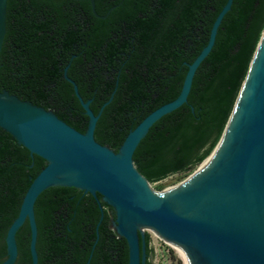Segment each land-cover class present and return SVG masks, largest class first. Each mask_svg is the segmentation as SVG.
<instances>
[{
  "label": "trees",
  "instance_id": "trees-1",
  "mask_svg": "<svg viewBox=\"0 0 264 264\" xmlns=\"http://www.w3.org/2000/svg\"><path fill=\"white\" fill-rule=\"evenodd\" d=\"M227 0H8L0 55V91L54 112L84 133L88 125L72 86L90 108L115 92L95 130L118 151L147 115L179 95L187 63L207 44ZM264 31V0H234L216 43L198 68L188 102L150 129L134 153L149 182L193 172L212 153L234 108ZM193 109V110H192ZM46 162L0 128V264L6 234L23 197ZM101 200V196H98ZM75 188L52 187L36 201L38 264H128L126 240L112 227L113 209ZM28 223L17 234L16 264H30ZM146 264L153 251L145 233ZM92 254L91 258L90 255Z\"/></svg>",
  "mask_w": 264,
  "mask_h": 264
},
{
  "label": "water",
  "instance_id": "water-1",
  "mask_svg": "<svg viewBox=\"0 0 264 264\" xmlns=\"http://www.w3.org/2000/svg\"><path fill=\"white\" fill-rule=\"evenodd\" d=\"M76 1H88L99 19L107 18L118 7L99 15L95 0ZM233 2L226 1L212 24L207 44L186 64L176 99L147 115L128 133L118 151L95 139L97 123L115 92L95 113L90 108L92 100L84 101L68 75L70 64L64 68L63 78L88 117L84 133L54 112L0 91V128L31 157L36 155L46 162L31 179L7 231L6 258L1 264H16L17 234L25 223L30 228V264H38L35 204L52 187L75 188L97 199L101 210L97 238L104 217L102 203L113 209L112 227L126 240L128 264H146L143 228L174 245L185 264H264V31L212 161L161 194L152 189L134 163V153L153 125L188 102L196 72L212 51ZM7 5L8 0H0V55L6 37Z\"/></svg>",
  "mask_w": 264,
  "mask_h": 264
},
{
  "label": "rangeland",
  "instance_id": "rangeland-1",
  "mask_svg": "<svg viewBox=\"0 0 264 264\" xmlns=\"http://www.w3.org/2000/svg\"><path fill=\"white\" fill-rule=\"evenodd\" d=\"M197 169L198 167L187 175L176 174L159 182H150V186L155 192L161 193L170 187L182 183ZM143 232L151 236V248L153 251L152 256L149 258L151 264H185L184 259L172 244L165 242L149 229L143 228Z\"/></svg>",
  "mask_w": 264,
  "mask_h": 264
},
{
  "label": "bare ground",
  "instance_id": "bare-ground-1",
  "mask_svg": "<svg viewBox=\"0 0 264 264\" xmlns=\"http://www.w3.org/2000/svg\"><path fill=\"white\" fill-rule=\"evenodd\" d=\"M216 150H217V148L212 152V154L202 163V164H200V166L198 167V169L193 173V175L192 176H194L195 174H197L199 171H201L204 167H206L211 161H212V159L214 158V156H215V153H216ZM191 176V177H192ZM177 186V185H176ZM173 187H175V186H173ZM173 187H170V188H168L167 190H165V191H163V192H161V193H164V192H166V191H168L169 189H171V188H173ZM161 193H159V194H161ZM174 246V245H173ZM175 247V246H174ZM176 248V247H175ZM177 249V248H176ZM178 250V249H177ZM178 252H179V254H180V256L183 258V256L181 255V253H180V251L178 250Z\"/></svg>",
  "mask_w": 264,
  "mask_h": 264
}]
</instances>
